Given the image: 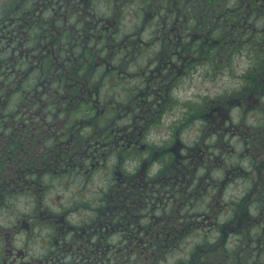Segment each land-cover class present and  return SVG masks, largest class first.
I'll return each mask as SVG.
<instances>
[{
  "label": "flooded vegetation",
  "instance_id": "flooded-vegetation-1",
  "mask_svg": "<svg viewBox=\"0 0 264 264\" xmlns=\"http://www.w3.org/2000/svg\"><path fill=\"white\" fill-rule=\"evenodd\" d=\"M138 1L0 0V264H138L127 262V249L140 253L171 247L185 224L209 230L203 233L216 235L220 247L223 236L249 223L248 192L224 205L220 195L228 173L253 168L255 180L264 184V51H258L264 49V0H247L243 7L248 42L261 44L247 52L253 60L248 77L231 95L220 96L228 97L223 106L207 113H201L203 101L192 110L187 106V119H178L175 130L170 125L169 139L160 143L150 138L149 128L173 102V84L190 58L206 62L229 52L211 51L216 40L208 39L203 28L205 19L211 22L206 5H213L219 17L220 0H199L204 5L198 14L186 0H169L165 13L151 9L152 0ZM100 3L104 15L98 17L94 11ZM135 12L139 27L152 17L163 28L149 41H161L162 47L148 58L147 76L122 95L130 73L126 63L115 62V43H127L135 52L141 38L121 30V14ZM179 13L187 26L189 18L201 19L203 41L193 55L177 31ZM206 115L212 122L206 134L215 140L208 146L204 135L200 142L209 152L189 147L179 135L186 120ZM238 160L249 164L242 168ZM99 173V185L88 194L87 186ZM55 183L78 185L75 196L56 193L53 201L66 203L59 209L45 201L46 189ZM202 194L200 201H214L212 223L206 209L189 214L190 200ZM22 197L38 202V211L18 210L15 204ZM182 206L188 214H180ZM111 236L118 238L117 250ZM41 239L49 250L41 252Z\"/></svg>",
  "mask_w": 264,
  "mask_h": 264
},
{
  "label": "rangeland",
  "instance_id": "rangeland-1",
  "mask_svg": "<svg viewBox=\"0 0 264 264\" xmlns=\"http://www.w3.org/2000/svg\"><path fill=\"white\" fill-rule=\"evenodd\" d=\"M120 1L121 0H119V2ZM123 1L125 2L128 0ZM186 1L190 2V11L192 13L195 12V14L199 13L196 9L198 7L201 8L204 5L203 1L199 2V0ZM148 2V0L138 1V3L143 4ZM167 2H169V0H152L149 5L152 6L151 9L155 12L160 9H164L165 13L166 8L168 7L165 5ZM246 3L247 0H220L221 16L219 17H215L217 12L213 11V5L209 7L206 5V8L210 9V11H207V16L211 22L209 23L207 19L203 21V23L208 24V27L204 28V32H208L205 35L208 39H211V37H218L215 50L219 52H229V55L227 57H222L223 59L219 60L206 59V62H200L198 56L194 61L190 58L189 67H186V71L185 68L183 69V74L177 76L175 79L176 82L173 84L175 85L172 88V95L174 97L172 100L173 102L166 106V110L161 112V118H157L158 123L156 122L149 128V136L153 139V141L160 143L161 141L169 139V135L171 133L170 125H172L175 130L176 126L179 125L177 120L187 119L189 116L187 114L189 113V107L187 106L190 105L192 110L193 108H196V104H198L197 101H203L201 103L203 107L201 113H207L212 107L219 103L222 106L225 105L228 97L225 98L220 96L231 95V93L239 87L243 79L248 77V69L251 68L253 60H251V57L247 55V52L251 51L252 47L254 49L260 48L261 44L258 41L254 42L252 45L248 42L247 28L250 25L247 21L243 8ZM236 8L240 10L238 14H235L233 11ZM133 9L134 7L130 8V10ZM94 12L95 15L97 13V16L101 14L104 15L101 3L99 4V8ZM180 15H182V13L178 14V22H176L177 31L180 32L185 43H188L186 45L190 46L189 52L193 55L199 50V46H201L203 41L199 38V36L203 34L198 33V25L201 22V19L197 18L193 20L189 18V21H192V24L187 26L185 21L188 20L186 18L180 19ZM192 15L194 14H191V16ZM136 16V12L133 14L127 13L126 16L121 14V19L123 21L121 30L127 34L133 31L132 34L141 38V40L137 41L139 44L135 52L133 51V46H130L127 43L121 42L119 44L118 41L115 43L116 49L114 53L118 52L115 62L119 61L126 63L128 73H130V75L127 74L125 77V88L124 91L121 92L122 95L128 93L129 90H132V86H136L143 75L147 76L146 65L150 62L148 58L152 57L151 55L153 53L160 51L162 47L161 41L149 42L150 37L158 35L162 27L160 28L157 24L153 23L151 17L150 21L146 22L145 26L141 28L137 25ZM173 18L174 17L172 16L170 17L169 23L172 24ZM131 25H133V27H131ZM257 25L259 27L263 26V18H260ZM134 26L137 29H135ZM177 31H175L174 36L177 34ZM122 36L123 35L121 34L120 39ZM192 36L196 37L193 41ZM145 42H149V44L144 46ZM209 46L210 44H206L205 50H207ZM169 49L172 48L168 47V51H170ZM258 51L263 52L264 49ZM158 57H160V55H158ZM216 60L218 61L215 63V66H211L210 62H215ZM174 61L180 65V58L174 57ZM255 63L260 65L261 60H255ZM138 67L144 69L145 73L141 72V69ZM122 75H124V73H122ZM208 120H210V117L207 115L201 119L195 118L193 120H186L185 123L182 124V133L179 134L182 141L189 147H194V149L198 148L206 150L200 142V138L205 135L204 137L207 140L206 143L208 146L209 144L213 145L215 138H211V136L209 137L206 134L207 132H210L207 130L210 128L212 123L210 121L208 122ZM180 127L181 126L178 128ZM210 134L211 133H209V135ZM195 150L194 153L197 154ZM206 151L209 152V150ZM228 159L234 161V155L228 156ZM231 161L229 160L228 163L230 164ZM237 163L239 165L242 163V165H240L242 168H246L249 164V162H240V160H238ZM225 167L230 169L228 166ZM109 168H111L110 165H107V169ZM100 174L101 173H99L96 176V179H93V182L87 186L88 194H90V191L95 190V187L99 185L96 180L101 177L99 176ZM227 175V181L222 183L220 200L224 205V203L231 200V198L239 199L244 193L247 194L248 192L250 196L248 197L249 210L247 211H249V215L251 217L247 226L240 229V231L237 230V233L229 232L231 234L227 235L226 238L223 236L222 243L218 244L221 246L216 247V241H218H214L216 235L212 233L204 234L203 232L210 231L207 229L200 230L198 226H192V228L194 227L193 229L191 227L188 228L185 224L186 229L184 232L181 235L176 236L171 242L173 246L164 248L161 252L157 253L156 256L146 259L149 262L144 260L143 262H140L141 264H189L191 263V260L194 259L191 258V253H193L191 251L195 249L197 245L199 246V248H196V250H198L196 251L197 255L195 256L197 260H192L195 261L194 264H196L197 261H204L205 264H217L219 261H225L226 264H264V184L259 185V182L255 180L257 173L253 168L245 174L236 172L232 174L228 173ZM242 176L243 178H241ZM224 177H226V175ZM51 186L53 187L46 189L45 195L49 196V199H46L45 201L48 206H50L49 203L56 204L57 206H53V208L56 209H59L60 206L66 205V203L53 201L56 193L60 191L59 193H63L66 198H69L71 196H75V189L78 188V185L62 187L57 183L51 184ZM194 197L196 198L194 199ZM194 197L189 202V214H199L204 212L206 209L210 212L212 223L214 201L211 200V198L207 201H200V198L203 199V194L195 195ZM15 205L18 210L28 211L30 209H34L35 211H38V202L33 203V201L26 200L23 197ZM173 206L176 208L175 204H171L169 208ZM185 206L180 207V214H188L187 208L185 210L183 209ZM224 210H226V208ZM226 217L227 215H224L223 212L221 215L223 223L225 222ZM1 221L2 216L0 215V222ZM198 221H200V219H198ZM201 225L205 227L209 225V221L206 216L202 217ZM150 238L152 239V237ZM117 239V236H111L110 241L115 245L114 250L118 249ZM48 247L49 244L47 242H43L41 239V252L44 248L45 250H49L47 249ZM224 252H229V255H226ZM131 253L133 254V252ZM141 256H136L135 259H141ZM228 256L229 259H227ZM131 259H133V257ZM143 259H145V257Z\"/></svg>",
  "mask_w": 264,
  "mask_h": 264
},
{
  "label": "trees",
  "instance_id": "trees-1",
  "mask_svg": "<svg viewBox=\"0 0 264 264\" xmlns=\"http://www.w3.org/2000/svg\"><path fill=\"white\" fill-rule=\"evenodd\" d=\"M208 27V25H204V27L203 28H207ZM218 38V37H217ZM217 38H213V39H215L216 41H215V45H216V42H217ZM216 49V46H212V50L211 51H216L215 50ZM219 52V51H218ZM218 60H216L215 62H211V63H216ZM163 247V245H161L160 246V248H157V249H155V248H152V249H146V250H144L143 248H142V250H141V252L140 253H135V251L134 250H131V251H129L128 249L126 250L127 252L125 253L126 254V260H127V262L128 261H132V262H134L133 260H135V257L136 256H141L142 258L141 259H139V258H137L136 260L138 261L137 263L138 264H141L140 262L142 261H144V260H146V259H149L150 257H153V256H156L157 255V253H159V252H161L162 250H161V248ZM196 248H199V246L197 245L196 246ZM196 248L195 249H193L191 252H193V253H191V258H194V259H192V260H197L196 259V255H197V252L196 251H198V250H196ZM131 252H133V254L131 253ZM226 255H229V252H224ZM133 257V259H131ZM145 257V259H143ZM200 259H202V258H200ZM200 259H198V260H200ZM227 259H229V256L227 257ZM146 262H149L148 260H146ZM196 264H200L199 263V261H197V263Z\"/></svg>",
  "mask_w": 264,
  "mask_h": 264
}]
</instances>
